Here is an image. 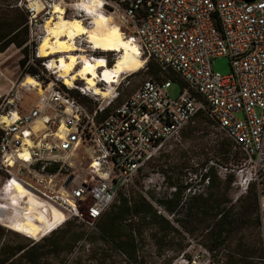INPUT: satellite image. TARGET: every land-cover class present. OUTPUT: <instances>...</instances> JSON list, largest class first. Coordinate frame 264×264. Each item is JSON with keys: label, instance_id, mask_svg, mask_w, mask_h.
<instances>
[{"label": "built area", "instance_id": "built-area-1", "mask_svg": "<svg viewBox=\"0 0 264 264\" xmlns=\"http://www.w3.org/2000/svg\"><path fill=\"white\" fill-rule=\"evenodd\" d=\"M36 1L17 0L15 7L28 15L30 43L40 45L54 3L63 0H38L41 8ZM103 4V11L139 47L141 57L178 74L182 91L172 98L168 90L174 80L150 79L101 117L106 108L90 112L71 95V88L59 85L58 77L45 75L44 69L55 74L50 59L39 56V45L29 54L24 72L37 68L41 88L23 87L21 82L0 93V226L22 235L15 229L28 233L26 224L36 223V236L30 238L34 243L73 219L96 224L200 112L243 152V164L251 166L245 183L264 178V0ZM76 44L83 50L79 53L103 57L113 65L108 56L112 52L96 50L83 37ZM220 57L230 59L229 75L213 70L212 60ZM36 89L37 100L24 109L25 93ZM82 149L91 158L84 178L76 172ZM55 211L64 217L55 219ZM41 218L53 222L48 225ZM226 253L188 237L167 264H226ZM257 261L264 264V257Z\"/></svg>", "mask_w": 264, "mask_h": 264}, {"label": "rangeland", "instance_id": "rangeland-1", "mask_svg": "<svg viewBox=\"0 0 264 264\" xmlns=\"http://www.w3.org/2000/svg\"><path fill=\"white\" fill-rule=\"evenodd\" d=\"M55 3H58V1ZM62 4L66 8V17L74 18L81 15L84 16L85 19L88 17L87 13H81L80 11L74 9V3L71 0H63ZM86 23L89 24L90 20H86ZM28 38L29 40L23 48L27 46L26 51L28 55L31 54V52H34L35 54L39 44L30 43V37ZM24 53L25 51L22 49H17L15 46H12L5 53L0 54V93L7 91L13 83H23L27 77H32L29 74L26 75L24 69L20 68L19 61ZM108 56L112 63H114L117 59V55L114 52ZM147 62L148 60L146 61L144 68L140 71L134 74L124 75L120 84L112 90V95L107 98L94 96L90 93H88V95H83L81 91L77 89L83 87V82L81 81L77 82V87L72 89V95L79 102V104L84 106L90 112H94L99 108H106L107 114L109 115L117 106L122 104L130 95L136 92L145 81L150 79L157 80L161 78L160 75L156 76L148 69ZM212 66L215 72L222 75H229L232 72L231 62L227 57L214 58L212 60ZM43 72L50 79L55 80L57 78L56 75L49 73L45 69ZM32 78L35 79V77ZM59 85L66 88L60 79ZM100 86L106 88V85L104 84H100ZM181 91L182 83L180 81H173L172 87L168 90V95L172 98H176L181 94ZM36 100L37 89L26 92L23 99L24 102L22 104L23 108L28 109L35 103ZM110 102L112 103L108 105ZM226 138H228L227 135L216 128V126L209 121V119L204 117V120H202L200 117H196L193 122L186 127L184 133H182L177 140L170 142L165 149L154 158L151 164L143 169V171L135 178L134 185L129 188H125L122 191L123 193L133 192L134 194L139 193L145 196L156 206L158 210L165 214L169 220L174 222L175 226L180 227L182 224L181 221H192L187 217L190 213H196L195 210L191 211V207L194 205V198L202 197L207 199L211 193L215 194L214 198H222L225 191L224 188H210V184H207L209 178L206 176H211L213 179L217 176L222 178V180H225L226 175L233 173L236 176V182L232 184L229 191V198L231 201L223 204L221 209L229 210L230 208H234L233 213L240 214L244 206H252L250 210V217L253 220L256 214H259L261 225L259 229L246 226L238 233L236 239L226 240L222 245L214 250H232L234 246L238 244L241 236V238L245 237L243 239L244 243H253L258 240L259 244L257 246H262V257H264V178L260 183L255 182L257 190L260 194L257 207L258 211H255L253 210L255 209L253 200L247 197L249 184L253 183V181L249 183L247 181L245 183L246 180L250 179L251 166L242 164L239 167L233 166L235 169L232 170L224 167L221 162L223 155L220 142ZM191 151H196L200 154V157L197 158V160L200 159V161H197L200 163L197 165H194L192 161L189 162L188 160ZM90 160L91 158L89 155L82 149L76 159V172L81 178H84L88 174L87 166L90 163ZM2 179L3 178L0 176V181ZM180 192V203L177 205L173 214L166 213L155 203L156 200H175V195ZM208 213L214 214L215 212L212 211ZM44 221L46 220L40 219V222ZM27 224L31 232L29 236L16 234L2 227L5 230V234L0 240V248L4 246H21L31 242L32 239L28 237L36 236L35 234L38 226L32 222H28ZM192 229V226L189 231L180 228L179 234L171 236L173 239L172 243L167 246H163V248H160L159 244H156L149 238L141 241L138 240L137 246H140L138 252L140 257L138 259V264H165L171 256L179 252L187 245L188 237L196 238L201 242V244L212 249L211 243L205 238L206 232H203L202 230L192 231ZM61 231L68 233L69 235L84 232V237L73 245L77 246L76 250L72 254L65 256L64 259L57 260V264H75L80 262V257L88 254L90 248V245H88V242L86 241V237L98 232L97 223L91 224L77 219L68 221L57 232ZM2 260L3 257L0 256V262ZM14 262H16V264H20L16 259ZM81 262H83V264L87 263L85 257L81 259ZM118 264L126 263L125 261L120 260Z\"/></svg>", "mask_w": 264, "mask_h": 264}, {"label": "trees", "instance_id": "trees-1", "mask_svg": "<svg viewBox=\"0 0 264 264\" xmlns=\"http://www.w3.org/2000/svg\"><path fill=\"white\" fill-rule=\"evenodd\" d=\"M16 1L0 0V54L5 53L12 46L22 49L25 51L23 54L25 58L19 61V65L20 68L24 69L29 56L26 51L27 46L23 48L29 40V30L26 25L28 15L24 10L15 7ZM147 63L148 69L153 74L156 76L160 75L161 78L157 80L171 79L180 81L183 84L178 74L173 70L164 71L162 66L153 59H150ZM26 73L36 77L39 75V70L35 67H30ZM72 92L73 90L70 91L71 95ZM107 115V110L105 109L101 117ZM196 117H200L202 120L205 117L213 123L208 115L203 112L198 113ZM186 127L182 133H184ZM220 146L223 155L221 162L224 167L234 170V167H239L243 164L245 159L243 152L238 148L235 149V144L229 137L223 139L220 142ZM198 157H200L198 152L191 151L188 160L197 165L200 163L197 162L200 161V159L197 160ZM142 171L143 169L139 174ZM206 177L209 178L210 188H224L225 191L222 198H214V193H211L207 199L202 197L194 198V205L191 207V211L195 210L196 213H190L187 217L192 221H181L180 227L175 226L174 222L169 220L145 196L139 193H123L121 191L116 202L97 222L98 232L86 237V241L90 245L88 254L80 257V262L75 264H83L81 262L83 257H85L88 264H118L120 260L125 261L126 264H138V259L140 258L138 255L140 248V246H137L138 240L149 238L159 244L160 248H163V246L172 243L173 239L171 236L179 234L180 228L189 231L192 226V231L202 230L206 232L205 238L211 243L213 250L226 240L236 239L238 233L246 226L255 227L256 229L260 228L261 220L259 214H256L253 220L250 217L252 206H244L240 214L233 213L234 208L229 210L221 209L223 204L231 201L229 191L232 184L236 182L235 174L226 175L225 180L217 176L214 178L215 180L211 176ZM180 194L181 192L175 195V200H156L155 203L166 213L173 214L180 203ZM247 197L253 200L255 205L253 210L258 211L260 194L255 182L249 184ZM212 211L215 213H208ZM4 234L5 230L0 226V240ZM83 237L84 232L69 235L61 231L55 232L36 243L31 241L21 246H4L0 248V256L3 257L0 264H16L14 262L15 259L20 264H57V260L64 259L65 256L72 254L76 250L77 246L73 245ZM244 238L240 236L238 244L232 250H227L226 264H259L257 260L263 258L262 246H257L259 244L258 240L253 243H244Z\"/></svg>", "mask_w": 264, "mask_h": 264}, {"label": "bare ground", "instance_id": "bare-ground-1", "mask_svg": "<svg viewBox=\"0 0 264 264\" xmlns=\"http://www.w3.org/2000/svg\"><path fill=\"white\" fill-rule=\"evenodd\" d=\"M71 1L76 10L87 13L88 17L85 19L81 15L68 18L63 2L55 3L51 18L46 23L45 36L39 45V56L50 59V69L68 88H76L77 82L81 81L82 91L107 98L112 95V90L120 84L124 75L140 71L146 61L141 57L139 47L126 38L113 17L103 11V0ZM36 3L41 8L40 1L37 0ZM86 20H90V23H86ZM79 37L85 38L100 52L116 53V61L109 66L103 57L91 59L85 53H79L83 52L76 44ZM100 84L106 85V88H102ZM22 86L41 88L40 82L32 77H27ZM19 191H22L20 187ZM63 217V214L54 212L55 219ZM46 221L48 225L53 222L52 219ZM19 232L26 236L31 234Z\"/></svg>", "mask_w": 264, "mask_h": 264}, {"label": "water", "instance_id": "water-1", "mask_svg": "<svg viewBox=\"0 0 264 264\" xmlns=\"http://www.w3.org/2000/svg\"><path fill=\"white\" fill-rule=\"evenodd\" d=\"M72 177L69 179V182L71 181Z\"/></svg>", "mask_w": 264, "mask_h": 264}, {"label": "snow or ice", "instance_id": "snow-or-ice-1", "mask_svg": "<svg viewBox=\"0 0 264 264\" xmlns=\"http://www.w3.org/2000/svg\"><path fill=\"white\" fill-rule=\"evenodd\" d=\"M101 63H103V61H101Z\"/></svg>", "mask_w": 264, "mask_h": 264}]
</instances>
